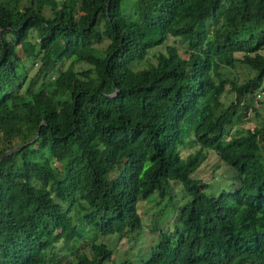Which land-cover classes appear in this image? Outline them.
I'll use <instances>...</instances> for the list:
<instances>
[{"label": "trees", "instance_id": "trees-1", "mask_svg": "<svg viewBox=\"0 0 264 264\" xmlns=\"http://www.w3.org/2000/svg\"><path fill=\"white\" fill-rule=\"evenodd\" d=\"M257 90L264 0H0V154L27 142L0 158V264H264V121L228 134ZM209 150L216 192L190 176Z\"/></svg>", "mask_w": 264, "mask_h": 264}, {"label": "rangeland", "instance_id": "rangeland-1", "mask_svg": "<svg viewBox=\"0 0 264 264\" xmlns=\"http://www.w3.org/2000/svg\"><path fill=\"white\" fill-rule=\"evenodd\" d=\"M125 13L129 14L130 16L134 15V12L132 10V7L130 4L126 3L124 5ZM169 43L174 44H180L179 42H182L180 39L168 37L167 40ZM179 48V45H177ZM65 64V62H64ZM228 74H236L240 80L243 78L250 76L252 74V71L249 70L247 67L243 65H235L233 69H228ZM264 91L257 90L253 97L254 104L256 106V112L254 110H248L246 114V120L244 119L243 122H237L235 117L233 118V122L231 126L228 128V134H236L240 132L243 127L247 125H260L264 121V102H260L261 100H258L259 98L263 97ZM231 97V94L227 95V97L224 99L225 102L229 100ZM234 169L227 165L226 163L220 161L215 153L212 150H209L207 152L206 158L200 163V165L195 169L190 176L192 178H201L204 181H207L208 189L212 192H216L223 186H226L227 182L234 177ZM228 182V183H229ZM182 189L179 188V184H173L172 190H171V201L176 202L180 199L182 196ZM208 192V191H207ZM148 213H150L154 207H148ZM174 218V212L170 208V206L165 207V215L162 219V225L163 226H169L171 224V221ZM108 241L113 244L115 247L114 254L120 255L125 252V250H132L133 252H130V257L137 258V254L142 255V253L148 248V245L151 241V238H149L145 233H141L138 236V239L133 242H128L124 239L118 238L115 235H111L108 237Z\"/></svg>", "mask_w": 264, "mask_h": 264}, {"label": "water", "instance_id": "water-1", "mask_svg": "<svg viewBox=\"0 0 264 264\" xmlns=\"http://www.w3.org/2000/svg\"><path fill=\"white\" fill-rule=\"evenodd\" d=\"M37 133V132H36ZM37 135V134H36ZM35 135V136H36ZM34 136V137H35ZM32 139V138H31ZM25 143H27V142H22V143H20V144H17V145H14V146H12V147H10V148H8V149H5L1 154H0V158L2 157V156H4L5 154H7V153H9L10 151H12V150H14V149H16V148H19L20 146H22V145H24Z\"/></svg>", "mask_w": 264, "mask_h": 264}]
</instances>
